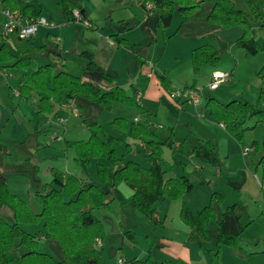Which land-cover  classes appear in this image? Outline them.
I'll return each mask as SVG.
<instances>
[{
    "label": "rangeland",
    "instance_id": "rangeland-1",
    "mask_svg": "<svg viewBox=\"0 0 264 264\" xmlns=\"http://www.w3.org/2000/svg\"><path fill=\"white\" fill-rule=\"evenodd\" d=\"M58 1L18 0L20 4L31 2L40 4L43 8L42 16L49 18L52 15L54 24L61 25L66 15L64 14L65 17H63L62 10L57 4ZM115 1L117 0H79L78 3L95 16L93 17L94 22L103 25V22L106 23L107 21V16L103 19L106 9ZM232 1L237 9L249 15V21L256 33V40L260 45H263L264 5L258 7V20L256 21L247 0ZM182 18L176 14L170 28L165 31L157 28L159 32L158 44H154L153 41L152 46L146 45L142 50L147 55L146 58L152 60L155 58L154 50L159 45L158 54L163 67L167 70L166 73L164 71L162 73L167 74L176 83L175 85L180 87L177 89H192L199 95L201 94L200 98H202L197 110L192 106L190 107L193 109L187 107L184 110L180 106L181 103L176 104L169 98L164 100L162 106L167 116L161 115L163 117L156 120V124L164 127V130L152 128L158 136L161 135L159 138L161 137L162 140L167 139L170 132L169 126L175 122L174 120L178 116L182 121H191V119L195 120L203 115L206 119L212 118L216 125H220L211 116L209 109L206 108L209 99H215L226 106L232 101L255 104L259 98L257 70L259 71L263 66L264 57L262 55L248 57L245 51L236 45L243 33L242 30L240 28H235L236 30L223 29L225 30L224 33L215 34L218 38L228 40L232 44L231 48L238 49L237 52L244 54L246 60L240 62L241 71L238 80L223 84L219 90L213 93L208 88L207 68L211 70L219 65H230L233 62L236 65L239 60L238 54H231L234 57L233 61L232 57H224L223 55L217 66L204 64L196 72L192 62V53L190 52L189 55L186 52L188 44L176 37L178 34L176 24L181 23ZM87 25H89L87 22H73L69 27L73 28L78 35H82V28L84 27L85 30ZM2 33V28H0V34ZM45 33L46 31L42 30L37 40H30L31 42L9 36V39L6 40V51L15 58L0 64L2 67L0 69V144L9 147V156L4 158L7 185L10 192L27 202L35 213L42 211L37 200V194L45 193L46 185L51 183L53 179L51 168L75 176L78 174L105 188L100 182L97 170L98 163L104 159L92 158L89 166L78 164L76 151L66 147L68 142L76 141H70L66 136L63 138L61 135L63 130L58 126L60 125L57 122L58 118H65L67 120L65 126L70 129L69 133H73L77 141H88L93 131L85 122L89 117L85 110H81L76 105L83 117L71 118V115L68 116L69 114L67 116H55L56 110L59 112V105H57L52 114L40 115L37 106L39 96L38 98L33 96L30 101H26L22 97L18 98L20 77L24 71L14 66L16 61L26 58L35 61L39 66L56 65L55 56L51 55L49 51L57 50V47L47 41ZM1 45L0 42V47ZM85 47L83 50L86 49ZM186 55L190 56V61L187 57V61L184 62L183 58ZM66 56L70 74L82 77L80 62L83 63V60L86 61V59L80 54L69 53ZM189 67L191 68L190 71ZM180 71L182 74H179ZM125 88L133 95L135 94L130 85L125 86ZM91 103L95 105L93 107L98 111V121L102 127L104 125L109 126L116 118L122 117H126V119L128 117L126 120L128 123L134 122V118L132 119L125 112L134 108L122 104L123 106H117L114 109H105L96 103ZM134 110L135 116L141 114L138 109ZM112 119L113 121L109 123ZM139 120L146 123L145 117L139 118ZM246 126L249 127V130L245 133L242 143L230 136L233 144L231 147L227 146L226 150L222 141H217L214 155L209 148L205 147L206 144H203L204 146L201 148H193V137L186 128H182L178 132L181 137H179L181 139L179 141L183 146L176 153V156L172 155L170 142L165 145L164 156L167 162L172 166L175 164V159L184 162L183 165L178 166L179 169L177 170L180 174L189 177L188 179L194 185V190L191 194L178 200H160L156 205L159 223H155L142 215L134 206L132 190L127 185H121L118 188V199L112 202L109 208H100L95 212L105 227V238L101 241L102 247L99 250L106 263L119 264L120 261H123V264H132L133 261H139L140 263L137 264H153L154 261L168 260L175 264L187 263L180 259L177 248L165 244V241H175L181 244L182 249L189 250L192 261L189 264H264V169L259 165V161L264 155V123L257 124L256 120L253 119L248 121ZM111 130L116 133L118 131L116 128H111ZM226 133H228L227 130ZM57 138H62V142H59ZM255 143H257L258 149L254 147ZM246 148L251 149L247 154H245ZM114 150L117 158L124 160L123 163L132 160L147 165L146 153L137 143L133 144L130 149L123 140V143L114 146ZM207 154L214 156L211 159L212 163L203 160L206 159L204 157ZM227 155L230 157L227 158ZM199 163L205 167V171L197 169ZM218 195L222 196L221 201H219ZM210 204L216 208L218 217L210 222L207 239L204 241L195 238L190 241L188 239L190 229L181 219L183 206L186 205L194 213H198ZM232 205L237 206V214L241 217V222L247 226L240 238V246L249 254L247 255L250 258L249 261L239 262L230 251L231 248H222L217 257L213 256L217 251V221L227 207ZM248 224L250 225L248 226ZM126 232H133L136 235V241H132ZM53 246H55L54 241L51 242V247ZM168 246L172 253L164 251Z\"/></svg>",
    "mask_w": 264,
    "mask_h": 264
},
{
    "label": "trees",
    "instance_id": "trees-1",
    "mask_svg": "<svg viewBox=\"0 0 264 264\" xmlns=\"http://www.w3.org/2000/svg\"><path fill=\"white\" fill-rule=\"evenodd\" d=\"M139 2L145 9L147 4H151V10L157 11L156 27L159 30L170 28L176 14L183 17L184 23H208L225 30L240 28L243 33L236 45L242 48L248 57H264V44L257 42L249 15L237 9L232 0ZM247 2L257 21L258 7L264 5V0ZM4 4L22 17L37 18L43 14L42 6L36 2L18 5L14 0H4ZM59 6L70 21H75L72 13L77 8L71 1L62 0ZM151 10L148 9V12ZM81 15L84 22L85 16ZM262 29L264 31V22ZM1 40L3 44L0 47V64H3L15 57L6 51V38L1 36ZM113 40L118 47L128 46L126 40L119 36H114ZM220 45V49L205 45L193 50L192 62L196 72L204 64L217 66L221 57L227 54L232 46L227 41H221ZM82 56L87 60L85 77L72 75L63 69L58 71L56 66L50 64L37 66L31 59H19L14 65L24 71L20 77L19 96L30 101L34 93L38 94L40 115L52 114L55 107L62 103L64 93L68 102L81 97L105 109H112L115 104H123L138 109L141 115H146L147 112L116 84L93 55L84 52ZM158 77L167 89H170V81L165 74H158ZM257 79L260 91L255 104L232 101L225 106L215 99L207 101L206 108L211 116L222 123L229 135L239 143H242L245 133L249 130L246 126L248 121L255 119L257 124L264 123V64L257 73ZM148 123H128L125 118H117L109 125L110 129L116 128L120 135L144 141L150 150L146 156L147 165L132 160L126 163L119 160L114 146L123 143V140L111 135L98 124L89 125L93 133L88 141L68 142L66 147L76 151L78 164L89 166L91 159L95 158L104 159L111 166H97L100 182L105 188L96 183L85 184L75 175L53 169V179L46 185L45 193L37 194V200L42 207L40 213H35L27 202L8 189L4 158L9 156V147L0 144V264H107L97 248L98 241L105 238V227L95 212L100 208H109L111 203L118 199V188L121 185H127L132 190L135 208L155 223H159L156 205L160 200H178L191 194L194 185L187 176L165 179L164 147L167 143L159 141V136ZM254 147L258 149L257 143ZM259 165L264 169V155ZM218 199L221 201L222 196L218 195ZM236 210V205L228 207L217 221V251L214 257L220 254L222 248L240 249V238L247 226L243 225ZM217 217L218 212L212 204L198 213H194L186 205L181 210V219L190 229V241L195 238L205 241L208 226ZM126 234L130 235L132 241H136L133 232ZM49 241L59 243L64 256L62 261L47 251ZM20 249L25 251L20 253ZM153 264L173 263L154 261Z\"/></svg>",
    "mask_w": 264,
    "mask_h": 264
},
{
    "label": "crops",
    "instance_id": "crops-1",
    "mask_svg": "<svg viewBox=\"0 0 264 264\" xmlns=\"http://www.w3.org/2000/svg\"><path fill=\"white\" fill-rule=\"evenodd\" d=\"M14 1L18 5H21L18 2V0H14ZM61 1L62 0H59L57 4L59 5ZM69 1H71L75 5V7L80 10L81 14L85 16L84 17L85 21L80 23L87 22L89 25H87V28L85 30L84 27L82 28L83 29L81 31L82 35H78L77 33H75L73 28L69 27L71 23L76 21H70L68 16L65 17L64 13L62 12L63 17H65L64 20H62L63 24L61 25L56 24V28L54 29H41L39 31L40 33L42 30H45L46 31L45 36L47 38V41L57 47V50L49 51L51 55L55 56V60H56V65L54 64H50V65L56 66L58 71H61L63 69L69 72L67 65V63L69 62L67 60L66 55L72 53V54H80L81 56L84 52L90 53L91 55L94 56L97 63L100 66H102L106 70V72L115 80L116 84L119 87L123 88L127 92V94L130 97H132L135 100V102L139 104L147 112L146 115L137 114L135 116L134 109H132L133 111L130 109L128 111H125L126 114H128L132 119L134 118V122L142 123L140 122L139 118L145 117V122L148 123L152 121L156 123L157 122L156 120H158L159 118L163 116H167L162 106L163 102L164 100H167L168 92L171 89L180 88V87L176 86L175 85L176 83L172 79H170V77L167 74L165 75H167L166 77L170 81V89H167V87L164 84H162L161 80L159 79L158 74H163L162 73L163 71L165 73L167 72V70L165 69V67H163L161 63L162 60L158 54L159 53L158 51L160 50L159 45H157L156 49L154 50L155 58H153L152 60L147 59L146 58L147 55H145L142 52L143 48H145L146 45L152 46L153 41L154 44L155 43L158 44L159 42V32L156 27V23L158 19L157 11L155 9L151 10L150 7L151 4H147V9H145L140 4L139 0H117L115 1V3L111 4L110 7L107 8L108 10L106 9L103 19L107 16V21L106 23L103 22V25H101L97 22H94L93 17L95 16L93 14H90V11H87L86 9H84L82 6L79 5L78 3L79 0H69ZM148 9L151 10V12H148ZM47 19L52 22H55L54 17L52 15H50L49 18ZM176 28L178 31L176 37L178 39L183 40L185 44L186 43L188 44L186 52H188L189 55L190 52L191 53L193 52V50L205 45H209L214 49H220L221 41L229 42L228 40L218 38L215 35L216 33L222 34L225 31L217 25L208 24V23H184L182 20L181 23L179 22L176 24ZM38 35L34 39H32V41L37 40ZM1 36L2 34H0V42L3 44L1 40ZM114 36H119L120 38L126 40L128 46L118 47L115 41L113 40ZM5 38L6 40H8L9 36ZM84 46H86L85 47L86 49L83 50ZM68 47L69 49H66ZM237 51L239 50L238 49L236 50L235 47H232L230 48L229 52L224 55V57L225 56L232 57L231 54L234 55L235 53H237L239 60L237 61L236 65H234L233 62V64L231 63L230 65H225V66L219 65L218 67L213 68L211 70L207 68L208 70H206V73H208L209 75V82L212 73L215 71L229 72L232 78L228 83L234 80H238V76L241 71L240 62L241 61L244 62L246 58L244 54H241V52H237ZM187 57L190 61V56L186 55L183 58L184 62L187 61ZM233 58L234 57H232V61ZM33 62L36 64L35 61ZM86 65H87V60L86 61L83 60V63L82 61L80 62V69L83 72L82 77H85L84 69ZM190 70L191 68L189 67V71ZM189 71H187V73H189ZM179 74H182V71H180ZM128 85H130L131 89L134 91L135 93L134 95L125 88V86ZM216 91H211V92L214 93ZM33 96L38 98V94L36 93H34ZM63 96L64 99L62 103L58 106L59 112L56 110L54 114L55 116L57 115L67 116L69 114L68 112L69 102L65 99V93L63 94ZM18 98H20V96ZM75 103L81 110L82 109L85 110V113L89 116L85 121L86 123H88V125L98 124L99 126H101L98 121L99 118L98 111L96 108L93 107L95 105L92 104L91 101L79 97L77 98V100H75ZM117 106H123V105L115 104L113 109L116 108ZM180 106L185 110V108L190 107L192 105L181 103ZM199 107L196 108L194 107V109L197 110ZM70 117L77 118L74 116H70ZM81 117H83V114ZM112 121L113 119L110 120L109 123H111ZM174 121L175 122H173L169 126V130L171 133L169 132L168 134L169 136L167 137V139L162 140L160 139L161 137L159 138V141L161 143L169 144L170 142L169 146L173 156H176L177 155L176 153L179 152V149L182 148L183 146L182 143L179 141L181 139H179L180 136L178 134V132L182 128H186L187 131H190L193 137L192 138L194 143L193 148L195 149L201 148L204 146L203 144H206L205 147L209 148L213 155L216 152L215 143L222 141L223 147L225 146L224 149L226 148V150H227V146L231 147V145L233 144L232 138L228 133H226L225 126L222 123H220V125H216L212 118L206 119L203 115L202 116L200 115L195 120L191 119V121L190 120L182 121L181 118L178 116L177 118H175ZM58 126L63 130L61 132L63 138H65L66 136L70 141H77L75 139V135L73 133L72 134L69 133L70 129H68L66 126L64 127H61V125ZM103 127L111 135L124 140V143L126 142L127 146L130 147V149L132 148L133 144L137 143L139 144V147L145 151L146 156L150 153V150L148 149V147L146 146L143 140H134L127 136L124 137L123 135H120L114 132L113 130H111L109 126L104 125ZM162 129L164 130V127H162ZM159 136L161 135L159 134ZM59 142H62V140ZM212 154L211 155L207 154V156L204 157L206 159L203 160L205 162L212 163L211 159L212 157H214ZM229 157L230 156L227 155V158ZM164 159L166 162V164L164 165L166 179H173L180 176H186L180 174L177 170L179 169L178 167L179 165L184 164L183 161L175 159V164L172 166L170 163L167 162L165 156ZM98 164H104L107 167H111L105 160L104 161L102 160ZM53 169L56 168H51V172ZM197 169H200L201 171H205V167L202 166L201 163H199ZM76 176L81 178L85 182V184L95 183L94 181H89L87 178L79 176L78 174ZM249 225L250 224H248V226ZM51 242L53 241L48 242L46 248L47 251L51 253L56 259L62 261L64 259V256L59 243L54 241L55 246L51 247ZM165 244L166 246L169 245L172 248H177L179 251L180 259L187 262V264H189V262L190 263L192 262L190 259L189 250L182 249L181 244L175 241H165ZM169 246L168 248L164 249L166 253H172V250L169 249ZM22 250L23 249H20L19 252L22 253ZM24 251L25 250H23V252ZM230 251L232 252L234 257H237L239 262H243L244 260L249 261L250 259L247 256L249 254H247L246 251L241 246L240 249H231ZM162 262H158V263H162ZM171 262L175 264L173 261Z\"/></svg>",
    "mask_w": 264,
    "mask_h": 264
},
{
    "label": "built area",
    "instance_id": "built-area-1",
    "mask_svg": "<svg viewBox=\"0 0 264 264\" xmlns=\"http://www.w3.org/2000/svg\"><path fill=\"white\" fill-rule=\"evenodd\" d=\"M153 8V6H150ZM73 18L76 22H82V15L80 10L75 9L72 13ZM0 27L2 28V36H15L20 40H32L34 39L41 29H54L56 24L48 20L47 18L41 17H22L10 8L5 6L4 0H0ZM232 76L229 72L215 71L212 73L208 88L210 91L218 90L223 84L228 83L231 80ZM201 95V94H200ZM199 93L192 89H177L173 88L168 92V98L174 103H184L198 107L202 98H200ZM69 115L74 117L80 116V111L77 108L74 101L69 102L68 108ZM58 124L65 126L67 120L65 118L59 117ZM148 125L152 128L162 129V126L157 125L155 122H149ZM59 141L62 138H57ZM251 149L246 148L245 154L249 153ZM101 241H98L97 248H101ZM120 264H123V261H120Z\"/></svg>",
    "mask_w": 264,
    "mask_h": 264
}]
</instances>
